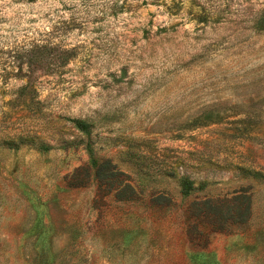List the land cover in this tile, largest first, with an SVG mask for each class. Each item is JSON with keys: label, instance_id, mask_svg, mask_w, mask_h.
<instances>
[{"label": "rangeland", "instance_id": "obj_1", "mask_svg": "<svg viewBox=\"0 0 264 264\" xmlns=\"http://www.w3.org/2000/svg\"><path fill=\"white\" fill-rule=\"evenodd\" d=\"M0 264H264V0H0Z\"/></svg>", "mask_w": 264, "mask_h": 264}, {"label": "trees", "instance_id": "obj_2", "mask_svg": "<svg viewBox=\"0 0 264 264\" xmlns=\"http://www.w3.org/2000/svg\"><path fill=\"white\" fill-rule=\"evenodd\" d=\"M34 50H38L39 52H43L47 50V46H37L33 48ZM67 62L70 61V59L66 60ZM37 62H43L39 57H37L36 60L31 59V64L32 63H37ZM74 127L81 132L82 134L89 135L90 134V124H88L86 121L83 120H73L72 121ZM95 165V172L94 176L98 180H103L107 179V181H113L115 182L114 184L107 185L109 187V192L110 193H115L116 198L119 200H132L136 199L138 194L135 191V189L131 186L129 180L126 178L125 174L122 172H119L114 168L110 162L108 161H103L100 164H94ZM85 174H88V169L85 170ZM83 176V174H80V176ZM85 177H87L85 175ZM88 179V178H87ZM83 183H85V180H77L75 178V181L72 182V185H79L82 186ZM180 184H181V193L183 196L187 197L191 194V192L195 189L194 182L190 180L188 177H182L180 179ZM198 207L197 209H200L202 213L213 219L212 223L219 224L221 223L218 218H223V220H227V216L224 214V208L227 207L230 212H232L233 208L236 206H240L241 209L239 210V217H246L248 211H249V206H250V197L246 195H240L236 198L233 199H216V200H205L201 203L197 204ZM232 205V206H231ZM198 213V212H197ZM198 215H201L200 212ZM233 217V216H232Z\"/></svg>", "mask_w": 264, "mask_h": 264}]
</instances>
